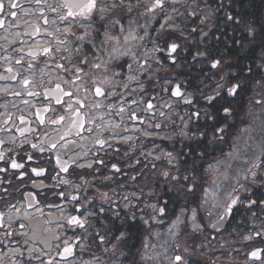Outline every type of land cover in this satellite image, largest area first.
<instances>
[{"label":"flooded vegetation","instance_id":"af4514ba","mask_svg":"<svg viewBox=\"0 0 264 264\" xmlns=\"http://www.w3.org/2000/svg\"><path fill=\"white\" fill-rule=\"evenodd\" d=\"M194 1L69 16L66 0H0V264L142 262L162 214L164 86L131 72L147 52L162 69L161 37Z\"/></svg>","mask_w":264,"mask_h":264},{"label":"trees","instance_id":"16d2710c","mask_svg":"<svg viewBox=\"0 0 264 264\" xmlns=\"http://www.w3.org/2000/svg\"><path fill=\"white\" fill-rule=\"evenodd\" d=\"M216 3L217 17L211 24L195 19L189 26L193 46L181 56L182 73L194 84L191 88L203 95L204 104L198 106L208 115L196 117L191 140L178 138L172 143L175 147L169 148L181 167L174 166L179 171L170 180L163 174L164 211L158 216L163 222L146 231L162 244L165 238L164 244L172 245L173 230L185 234L197 223L206 232L201 242L213 240V231L206 224L214 181L210 165L221 158L223 173L216 179L220 181L218 206H228L239 198L232 205L225 232L237 237L250 232L259 221L264 228V204L260 202L264 200V0H214ZM214 60L221 61L216 70L209 67ZM222 77L228 85L238 83L241 88L235 96L224 91L210 101L209 93ZM155 195L149 199L154 201ZM227 242L231 255L240 244L234 237Z\"/></svg>","mask_w":264,"mask_h":264},{"label":"rangeland","instance_id":"374dc122","mask_svg":"<svg viewBox=\"0 0 264 264\" xmlns=\"http://www.w3.org/2000/svg\"><path fill=\"white\" fill-rule=\"evenodd\" d=\"M184 0H181V4ZM202 2L201 0H195L192 3H187L185 6H180L179 7V19L178 22L180 21V29L186 30V25L188 21V18L194 15L197 16H204L205 19H211L212 17V10L211 8L208 7H202ZM189 16V17H188ZM147 65L145 68H137V70H132V82L130 84H163V90L164 88H167L169 91L171 90L170 87H173L175 84H173L177 79L176 77H171L173 75V67L166 66L163 74V78L166 80H157L155 82H150L156 73V70H161V67H159L157 64L154 63L153 58L149 57ZM165 66V65H164ZM164 66L162 68H164ZM179 66H176L175 69H179ZM142 69V70H141ZM171 77V78H170ZM222 87H218L220 89ZM159 94H160V88H159ZM262 97V95H261ZM163 108H164V117L159 120L161 122V128L162 132L160 135L164 136V138H167L169 140L174 139V131L179 128L180 134H177L176 136H179L185 140H191L189 130L187 129L188 122L190 118L186 119V116H184V113L180 112V106L179 103L173 99L172 97H164L163 99ZM168 108H167V107ZM167 109H166V108ZM173 129V130H172ZM172 142L169 143H164V147L168 149L169 148H174L175 144H172ZM170 150V149H169ZM172 152V151H171ZM164 156L166 157V153L163 152ZM223 158H221L219 161H216V163L211 164L210 167L212 170H214V181L210 185L212 188L209 190L208 194V207L206 210V224L210 227L214 222H216L220 217L224 214L225 206H218V200L217 198L219 197V186H220V181H216L218 176L223 173V170H220L221 168L224 167V163L222 162ZM167 162V163H166ZM180 161L175 160V157L173 155L167 157V159L164 158V162L162 165V171L164 172V176L168 177V180L172 179V176H177L179 168L181 167ZM173 165V166H172ZM175 165H179V168H175ZM172 166V167H171ZM177 179V177H176ZM163 180H159V183ZM163 184V183H160ZM214 204V207L211 205ZM264 213V212H262ZM262 224V222L253 223L251 230L248 234L244 235L243 239L245 238H250L249 240L256 239L257 244L255 245L254 248L250 250V252L258 247H264V228L259 225ZM196 226H192L188 233L185 234H178L176 230L173 233V237L175 243L172 242V245L166 243L164 244L165 238L163 239V244L160 243L159 241H156L157 237L155 239H152L153 245H159L162 244L163 248L157 253V256L155 255L154 257L152 256L153 251H151L150 246H152V242L149 241L144 245L146 247V252L147 254H143L142 256V263L140 264H219L222 263V258H218V247L214 244L216 242H201L202 238L205 237V233L203 230L205 229L204 226L200 224H194ZM259 233V235H257ZM195 235V236H194ZM150 236H146V240ZM189 238V239H188ZM220 238V237H219ZM246 248H251V245L247 246ZM198 249V251L196 250ZM145 256V257H144ZM176 256H181L182 259L180 261H177L175 259ZM207 258V260H206ZM237 260H242L244 259L245 262H247V259L249 258H244L241 255H237L236 257ZM176 260V262H174ZM225 264V263H223ZM258 264H264L263 261L259 262Z\"/></svg>","mask_w":264,"mask_h":264},{"label":"snow or ice","instance_id":"6c2138e0","mask_svg":"<svg viewBox=\"0 0 264 264\" xmlns=\"http://www.w3.org/2000/svg\"><path fill=\"white\" fill-rule=\"evenodd\" d=\"M123 3V0H119V2H117V0H112V8L115 9L117 7L120 6V4ZM163 3V0H155V3L153 5V7H159L161 6ZM15 7V5H13ZM65 7H67L69 9L68 11V15L69 16H75V15H85V14H91L93 13L94 10H98L100 11L101 13H103L106 8L105 7H99L98 8V2L97 0H66V3L64 5ZM3 8V5L0 4V9ZM76 10V11H74ZM53 11H55V9H53ZM61 19H65V17H61ZM101 19H103V16L101 15ZM45 23H47V21H45ZM81 39H83V37H81ZM161 39H167V37L165 36H162ZM178 45L175 44V43H172L170 44L169 46V52H175L176 49H177ZM44 51H50L49 49H44ZM221 64V61L220 60H215L213 63H212V67L213 68H216L218 66H220ZM96 68H99L100 65L97 64L95 65ZM79 78V77H77ZM29 83V81L25 80L24 81V84L27 85ZM222 84H223V77L221 78V83H218L217 84V87H222ZM58 90H59V86H57ZM241 88V85L236 83V84H232L231 87H228V88H225L224 91L226 92L227 95L229 96H235V94L237 93V91ZM96 92L97 94H100L102 95L103 92L101 89L97 88L96 89ZM70 95V94H69ZM176 95H180V91H179V85H177V88H176ZM217 95H219V93H217ZM216 97L214 96H210L208 97V99L211 101V100H214ZM59 102V101H58ZM257 103H260V101H257ZM152 105L149 104V108H151ZM226 113L229 112V109H225L224 110ZM77 115H79V113H77ZM218 131H223V129H218ZM12 167L14 168H19V167H22V165H19V164H16L15 162H13L12 164ZM115 167V166H113ZM67 169H65L66 171ZM67 182V181H65ZM238 197L237 198H234L231 200V203L225 208V215H227L228 213H230L232 211V205H236L237 202H238ZM262 204H264V200H261L260 201ZM256 201H250V204H255ZM161 212L164 211V209L162 208L160 210ZM79 221L77 220L76 217H73L72 218V223H78ZM257 235H259V233H257ZM64 251L66 253H71L72 249L71 247H67L64 249ZM253 256H257L258 253L257 252H253L252 253ZM175 259L177 261H180L182 259L181 256H176Z\"/></svg>","mask_w":264,"mask_h":264},{"label":"water","instance_id":"95a60500","mask_svg":"<svg viewBox=\"0 0 264 264\" xmlns=\"http://www.w3.org/2000/svg\"><path fill=\"white\" fill-rule=\"evenodd\" d=\"M228 215H229V213H228L227 215L224 214V217H223L220 221L216 222V223L213 225V229H214L215 231H220V230L224 227V225H225V223H226V221H227ZM256 252L258 253V255L255 256V257L258 258V257H259V250L256 251ZM252 256H253V255H252Z\"/></svg>","mask_w":264,"mask_h":264}]
</instances>
